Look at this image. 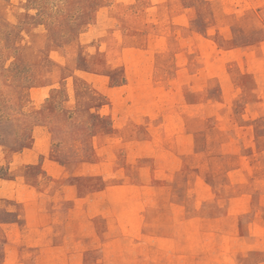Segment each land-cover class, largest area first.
<instances>
[{"label": "rangeland", "instance_id": "374dc122", "mask_svg": "<svg viewBox=\"0 0 264 264\" xmlns=\"http://www.w3.org/2000/svg\"><path fill=\"white\" fill-rule=\"evenodd\" d=\"M0 264H264V0H0Z\"/></svg>", "mask_w": 264, "mask_h": 264}]
</instances>
